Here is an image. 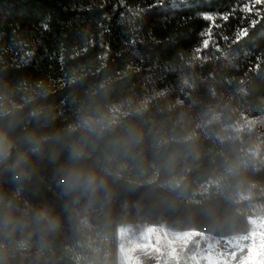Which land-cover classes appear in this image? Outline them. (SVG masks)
I'll return each mask as SVG.
<instances>
[{
  "label": "trees",
  "instance_id": "obj_1",
  "mask_svg": "<svg viewBox=\"0 0 264 264\" xmlns=\"http://www.w3.org/2000/svg\"><path fill=\"white\" fill-rule=\"evenodd\" d=\"M249 3L0 0V123L49 139L30 178L0 169V264H119L126 224L229 237L264 220V16L243 13ZM75 142L105 179L94 197L58 183Z\"/></svg>",
  "mask_w": 264,
  "mask_h": 264
},
{
  "label": "rangeland",
  "instance_id": "obj_2",
  "mask_svg": "<svg viewBox=\"0 0 264 264\" xmlns=\"http://www.w3.org/2000/svg\"><path fill=\"white\" fill-rule=\"evenodd\" d=\"M249 220V232L229 237L181 230L168 219L126 224L119 264H264V220Z\"/></svg>",
  "mask_w": 264,
  "mask_h": 264
},
{
  "label": "clouds",
  "instance_id": "obj_3",
  "mask_svg": "<svg viewBox=\"0 0 264 264\" xmlns=\"http://www.w3.org/2000/svg\"><path fill=\"white\" fill-rule=\"evenodd\" d=\"M81 127L90 132L95 131L94 122L90 119H85ZM48 145L49 139L39 133L30 132L22 138L17 137L10 123H0V169L11 172L14 181L22 182L30 178L34 171L33 157L41 156ZM66 150L67 156L58 169V183L62 191L69 196L94 197L105 187V179L97 171L86 166L87 144L75 142L67 145ZM64 151L63 146L59 149L52 147L48 152L49 159L52 162L58 161ZM15 211L12 202L9 201L3 216L5 226H15L17 223ZM33 218L38 223L46 224L49 229L58 226V220L52 217L47 209L34 211Z\"/></svg>",
  "mask_w": 264,
  "mask_h": 264
},
{
  "label": "snow or ice",
  "instance_id": "obj_4",
  "mask_svg": "<svg viewBox=\"0 0 264 264\" xmlns=\"http://www.w3.org/2000/svg\"><path fill=\"white\" fill-rule=\"evenodd\" d=\"M172 3L173 4H177V3H180V4H186L187 3V0H172ZM264 6V0H251V3L249 4H245L242 8H241V11L245 14H251V15H254L255 17H262L264 16V12L261 11L260 8H256L255 6ZM233 11H235V9H233ZM229 16L230 14H222L220 16H217V15H214V14H205L203 15V19L205 21H209L211 22L212 25H215L216 24V21L217 19H220V20H223V21H227L229 20ZM258 22L257 19H251L250 20V24L252 26H255V24ZM218 26V25H217ZM46 27V26H45ZM247 34V29L244 28V29H241L240 31H238L236 33V36L237 37H244L246 36ZM202 36H208V37H211L212 35V28L209 27V30L207 33H201ZM210 44V39H204L203 40V45L204 47H208Z\"/></svg>",
  "mask_w": 264,
  "mask_h": 264
}]
</instances>
